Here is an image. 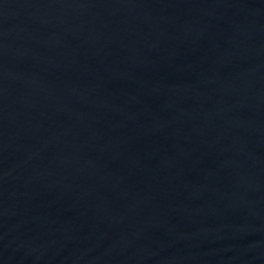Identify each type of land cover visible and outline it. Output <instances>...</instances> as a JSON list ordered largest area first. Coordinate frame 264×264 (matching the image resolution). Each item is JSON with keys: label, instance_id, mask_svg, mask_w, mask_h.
<instances>
[{"label": "water", "instance_id": "obj_1", "mask_svg": "<svg viewBox=\"0 0 264 264\" xmlns=\"http://www.w3.org/2000/svg\"><path fill=\"white\" fill-rule=\"evenodd\" d=\"M0 264H264V0H0Z\"/></svg>", "mask_w": 264, "mask_h": 264}]
</instances>
